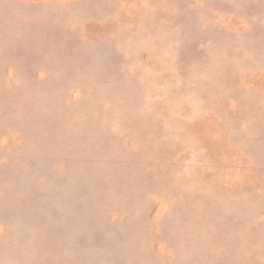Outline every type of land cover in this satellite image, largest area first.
<instances>
[{
  "label": "rangeland",
  "instance_id": "374dc122",
  "mask_svg": "<svg viewBox=\"0 0 264 264\" xmlns=\"http://www.w3.org/2000/svg\"><path fill=\"white\" fill-rule=\"evenodd\" d=\"M0 264H264V0H0Z\"/></svg>",
  "mask_w": 264,
  "mask_h": 264
}]
</instances>
